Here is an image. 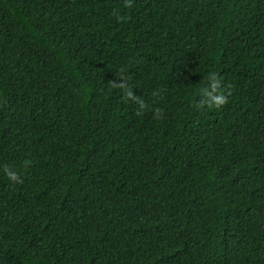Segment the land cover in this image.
<instances>
[{
	"label": "trees",
	"instance_id": "obj_1",
	"mask_svg": "<svg viewBox=\"0 0 264 264\" xmlns=\"http://www.w3.org/2000/svg\"><path fill=\"white\" fill-rule=\"evenodd\" d=\"M0 264H264V0H0Z\"/></svg>",
	"mask_w": 264,
	"mask_h": 264
},
{
	"label": "clouds",
	"instance_id": "obj_2",
	"mask_svg": "<svg viewBox=\"0 0 264 264\" xmlns=\"http://www.w3.org/2000/svg\"><path fill=\"white\" fill-rule=\"evenodd\" d=\"M208 95H211V94L209 93ZM213 99H214L215 103H217V104L224 102L223 96H220V95L213 97ZM6 174L10 180L17 181V182L19 181V177L17 176L15 171L6 169Z\"/></svg>",
	"mask_w": 264,
	"mask_h": 264
}]
</instances>
